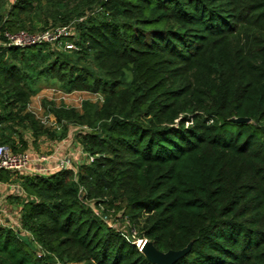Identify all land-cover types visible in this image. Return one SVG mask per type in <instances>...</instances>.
<instances>
[{
	"label": "trees",
	"instance_id": "trees-1",
	"mask_svg": "<svg viewBox=\"0 0 264 264\" xmlns=\"http://www.w3.org/2000/svg\"><path fill=\"white\" fill-rule=\"evenodd\" d=\"M0 39V145L26 152L22 125L56 138L27 112L40 79L104 99L75 119L94 162L2 175L24 195L0 264H153L139 239L189 249L175 264H264V0H0Z\"/></svg>",
	"mask_w": 264,
	"mask_h": 264
},
{
	"label": "rangeland",
	"instance_id": "rangeland-1",
	"mask_svg": "<svg viewBox=\"0 0 264 264\" xmlns=\"http://www.w3.org/2000/svg\"><path fill=\"white\" fill-rule=\"evenodd\" d=\"M72 27H69L67 31L71 32L73 30ZM62 29L64 28H58L55 31L50 29L48 33L54 37ZM69 46L70 43H67L66 48H69ZM35 91L28 105L27 112L31 113L40 122L44 130L54 133L56 138H52L48 134L36 138L34 131L28 125L17 126L16 134L13 131L10 132L7 130L6 132L13 135L18 148L20 147L19 137L27 142L28 149L26 151L34 163L38 157H52L54 159L70 158L76 165L86 162L88 160V154L82 147L81 137L87 132H90V130L87 125H80L78 120L86 116V107L91 104H101L104 100L103 95L89 91H73L67 84L59 82L58 80L47 81L44 79H40L35 83ZM63 111L74 113L75 116H71L68 119L67 115H60ZM75 119L78 120L75 121ZM7 145L10 148L12 147V144ZM55 161L52 159L49 162L50 165L55 164ZM44 165L35 163L34 168L40 169ZM31 172L33 171H24L17 174L14 178L19 179L33 175ZM20 186L19 183L3 184V191L0 194V226L7 227L9 223L6 222V219H10L12 222L11 227L15 229L19 228L22 208L20 203L22 194L19 193L18 189ZM122 214L123 212L107 214L108 224L137 239V230L133 228L131 223H128L129 220L123 218Z\"/></svg>",
	"mask_w": 264,
	"mask_h": 264
},
{
	"label": "built area",
	"instance_id": "built-area-1",
	"mask_svg": "<svg viewBox=\"0 0 264 264\" xmlns=\"http://www.w3.org/2000/svg\"><path fill=\"white\" fill-rule=\"evenodd\" d=\"M67 28L62 29L59 34H67L69 33L67 31ZM56 36V35H55ZM54 36V37H55ZM8 39L10 42L16 46H30L35 45L44 41L51 42L54 40V37L50 35V33H45L43 35H38L37 37L30 36L26 33H20L18 35H9L7 34ZM5 43L0 39V47L4 46ZM56 160L55 164H51V160ZM88 163L94 162V157L88 156ZM35 163L45 164L42 168H34ZM35 163L31 160V157L29 153L23 152V153H15L10 149L8 146L0 145V194L3 191V182H2V175L4 173H13L18 174L22 173L24 171H33L31 172L33 175L40 174V175H50L54 174L56 172L62 171V170H74L75 171V164L74 161L70 158H61V159H54L52 157H38L35 160ZM47 163V164H46ZM50 165V166H47ZM47 167V168H46ZM19 193L24 195V191L21 187H18ZM92 208L95 212V214L100 217L104 222L108 223V217L107 215H104V213L100 210H98L95 206L92 205ZM130 224V222L128 221ZM20 227V225L18 226ZM114 227V226H112ZM124 233L123 231H121ZM146 239H139L138 242H136L137 246L141 249L142 243ZM145 246V245H144Z\"/></svg>",
	"mask_w": 264,
	"mask_h": 264
},
{
	"label": "water",
	"instance_id": "water-1",
	"mask_svg": "<svg viewBox=\"0 0 264 264\" xmlns=\"http://www.w3.org/2000/svg\"><path fill=\"white\" fill-rule=\"evenodd\" d=\"M232 121L235 123L251 122V120L247 118H236V119L234 118L232 119ZM142 248L143 249H141V252L153 264H175L179 259L185 256L189 250V249H185V250L178 251V252L170 251V252L164 253V252L157 250L154 246V243L147 239L142 243Z\"/></svg>",
	"mask_w": 264,
	"mask_h": 264
},
{
	"label": "crops",
	"instance_id": "crops-1",
	"mask_svg": "<svg viewBox=\"0 0 264 264\" xmlns=\"http://www.w3.org/2000/svg\"><path fill=\"white\" fill-rule=\"evenodd\" d=\"M81 162H82V161H81ZM0 209H1V208H0ZM6 222L9 223V224H7V225H8L7 227H11V226H12V222H11L10 219H6ZM22 236H24V237H22ZM21 237L24 238L25 240H28V239L30 238L28 234H25V235H24V233H22Z\"/></svg>",
	"mask_w": 264,
	"mask_h": 264
}]
</instances>
